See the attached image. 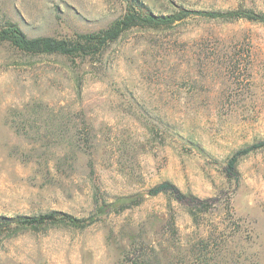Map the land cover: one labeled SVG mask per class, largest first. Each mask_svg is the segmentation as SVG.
Listing matches in <instances>:
<instances>
[{"label":"rangeland","instance_id":"obj_1","mask_svg":"<svg viewBox=\"0 0 264 264\" xmlns=\"http://www.w3.org/2000/svg\"><path fill=\"white\" fill-rule=\"evenodd\" d=\"M130 1L0 0V28L75 39L108 29ZM133 1L156 16L264 14V0ZM261 141L263 23L195 13L80 58L0 44V217L95 218L6 232L0 264H264V148L240 160L239 182L225 173ZM165 182L216 205L195 216L161 194L98 213Z\"/></svg>","mask_w":264,"mask_h":264},{"label":"trees","instance_id":"obj_2","mask_svg":"<svg viewBox=\"0 0 264 264\" xmlns=\"http://www.w3.org/2000/svg\"><path fill=\"white\" fill-rule=\"evenodd\" d=\"M130 5L125 15L117 19L108 29L98 33L80 34L77 35L75 39H57L53 37L29 38L18 25L8 22L4 27L0 28V44L8 43L19 51L29 55H61L71 58H80L101 54L110 43L117 41L122 34L132 28L169 26L195 13L211 19L224 21L248 20L264 24V14H259L244 8L229 12L182 11L170 16H156L149 12H140L136 9V2L133 0L130 1ZM139 7L141 6L139 5ZM263 148L264 141H261L236 152L228 161L225 169L226 177L239 182L240 175L237 166L240 160ZM89 165L91 171L94 172L93 162L91 161ZM161 194H169L177 202L187 206L195 216H197V213L204 214L210 212L216 205L212 200H201L194 196L187 195L174 184L165 182L150 189L146 195L127 197L119 199L118 203L101 206L98 213L103 215L110 213L112 210L123 211L133 206L140 205L145 196L156 197ZM94 221L95 218H91L87 222L86 220H79L69 214L57 211L37 216H3L0 217V235L6 232L15 234L22 229H40L51 225L85 227Z\"/></svg>","mask_w":264,"mask_h":264}]
</instances>
